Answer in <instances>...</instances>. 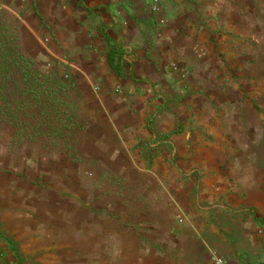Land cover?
Returning a JSON list of instances; mask_svg holds the SVG:
<instances>
[{"label":"crops","instance_id":"1","mask_svg":"<svg viewBox=\"0 0 264 264\" xmlns=\"http://www.w3.org/2000/svg\"><path fill=\"white\" fill-rule=\"evenodd\" d=\"M152 1L39 0L36 9L28 0L25 9L40 35L53 32L68 49L101 102L117 105L116 120L96 122L98 132H113L125 160L154 177L152 214L136 221L150 225L147 237L159 245L129 248L123 209L118 220L104 217L105 260L212 264L215 251L228 264H264V87L255 85L264 0H159L158 12ZM112 50L120 73L109 64ZM56 203H43L41 216L0 208V264H80V255L95 263L101 228L90 219L84 233L79 216L65 222ZM194 246L204 249L201 262H193L201 252Z\"/></svg>","mask_w":264,"mask_h":264},{"label":"rangeland","instance_id":"2","mask_svg":"<svg viewBox=\"0 0 264 264\" xmlns=\"http://www.w3.org/2000/svg\"><path fill=\"white\" fill-rule=\"evenodd\" d=\"M54 1L68 5L73 2ZM134 1L138 6L144 2L132 0ZM0 3L20 20L22 42L29 56L42 62L47 68L57 67L62 71H69L73 79L74 75L78 77L74 79V86L65 98L69 118L67 124L71 125V128L65 129L61 136L50 138L42 134L31 139V134L24 132L23 137L18 138L15 135L18 132L15 122L14 127L11 124L0 127L1 211L11 208L12 211L30 212L33 216H41V213L46 212L44 205L49 206L48 203L57 201L56 212L65 222L79 216V227L84 233L88 232V222L93 219L96 222H93L95 227L101 228L94 234L97 245L94 264H107L104 252L105 249L107 252L108 241L102 231L105 225L104 217L118 220L119 216L125 213L121 212L123 209L129 219L128 247L134 248L136 244L149 248L157 247L159 243L156 244L155 239L147 237L150 225L146 224V221H136L138 217L152 214L150 203L146 201L155 195L150 188L155 184L152 181L154 177L138 171L137 167L141 166V161L130 157L125 160L122 154L125 147L118 137H114L111 131L109 134L99 133L96 125V122L99 125H110L116 120L117 105L114 108L101 102L102 98L96 94L98 87L80 76V69L73 64L71 57H68V49L60 46L55 35L51 36L53 32L42 30L44 33L40 35L41 26L36 29L25 10L28 0H0ZM34 4L38 9L39 0H34ZM32 13L36 18L40 13L39 17L43 19V23L51 22L47 20L50 16H46L45 12ZM260 39H264V33H257L255 69L259 76L255 85L263 88L264 79L260 78V75L264 74V41L259 43ZM59 49L66 50L65 57L58 54ZM114 91L120 95L125 92L122 87H116ZM152 162V159L147 160L149 166ZM31 202H39L40 207L28 209ZM124 204L127 205L126 209L122 207ZM66 241L69 242L70 239ZM160 246L163 244L160 243ZM194 247L199 249L194 251L201 252L193 253V262H201L204 249L201 246ZM78 260L80 264H87L85 256L80 255Z\"/></svg>","mask_w":264,"mask_h":264},{"label":"trees","instance_id":"3","mask_svg":"<svg viewBox=\"0 0 264 264\" xmlns=\"http://www.w3.org/2000/svg\"><path fill=\"white\" fill-rule=\"evenodd\" d=\"M115 50L110 51L109 64L120 73ZM73 86L69 71L47 68L25 52L20 20L0 3V127L16 123L18 138L24 132L31 139L61 136L71 128L65 98Z\"/></svg>","mask_w":264,"mask_h":264},{"label":"built area","instance_id":"4","mask_svg":"<svg viewBox=\"0 0 264 264\" xmlns=\"http://www.w3.org/2000/svg\"><path fill=\"white\" fill-rule=\"evenodd\" d=\"M159 6H160L159 1L154 0L151 4V9L154 12H158ZM210 260H211L212 264H228L227 261L215 251L210 252Z\"/></svg>","mask_w":264,"mask_h":264}]
</instances>
